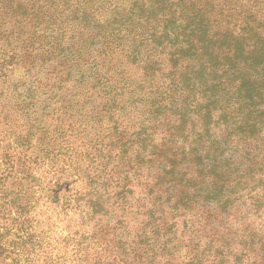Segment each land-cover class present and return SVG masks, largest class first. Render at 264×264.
Returning <instances> with one entry per match:
<instances>
[{
    "label": "trees",
    "instance_id": "16d2710c",
    "mask_svg": "<svg viewBox=\"0 0 264 264\" xmlns=\"http://www.w3.org/2000/svg\"><path fill=\"white\" fill-rule=\"evenodd\" d=\"M0 264H264V0H0Z\"/></svg>",
    "mask_w": 264,
    "mask_h": 264
},
{
    "label": "rangeland",
    "instance_id": "374dc122",
    "mask_svg": "<svg viewBox=\"0 0 264 264\" xmlns=\"http://www.w3.org/2000/svg\"><path fill=\"white\" fill-rule=\"evenodd\" d=\"M175 234V235H174ZM171 238L175 239V241H190L185 234H181V231L177 229L175 226V232L171 234Z\"/></svg>",
    "mask_w": 264,
    "mask_h": 264
}]
</instances>
